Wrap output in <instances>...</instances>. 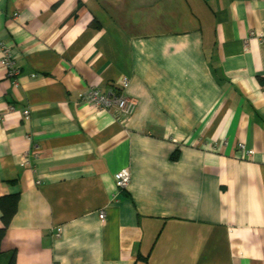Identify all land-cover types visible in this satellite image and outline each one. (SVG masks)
<instances>
[{"label":"crops","instance_id":"0c3cea01","mask_svg":"<svg viewBox=\"0 0 264 264\" xmlns=\"http://www.w3.org/2000/svg\"><path fill=\"white\" fill-rule=\"evenodd\" d=\"M8 196L0 264H264V0H0Z\"/></svg>","mask_w":264,"mask_h":264},{"label":"built area","instance_id":"2783aa9c","mask_svg":"<svg viewBox=\"0 0 264 264\" xmlns=\"http://www.w3.org/2000/svg\"><path fill=\"white\" fill-rule=\"evenodd\" d=\"M12 53L9 50H5L3 65L8 69V73L12 77H17L19 71L14 66L12 61ZM123 91L128 88L129 80L123 78L121 80ZM83 100L93 105L100 111H110L113 108H117L119 112L124 116H132L136 110L137 102L134 99L129 98L124 92H117L113 88L107 93H102L98 89L90 88V90L83 96ZM29 112H25L24 115H28ZM239 150L246 157L252 156L253 151L246 148L244 144L239 145ZM113 180L116 189L125 191L131 184V170L129 168H123L113 174ZM102 224L106 222V212L101 210L98 215Z\"/></svg>","mask_w":264,"mask_h":264},{"label":"trees","instance_id":"16d2710c","mask_svg":"<svg viewBox=\"0 0 264 264\" xmlns=\"http://www.w3.org/2000/svg\"><path fill=\"white\" fill-rule=\"evenodd\" d=\"M18 196H8L0 198V210L2 212V221L5 228L0 229V257L1 253V243L6 236V229L14 217L17 209ZM8 264H15V259H12Z\"/></svg>","mask_w":264,"mask_h":264},{"label":"rangeland","instance_id":"374dc122","mask_svg":"<svg viewBox=\"0 0 264 264\" xmlns=\"http://www.w3.org/2000/svg\"><path fill=\"white\" fill-rule=\"evenodd\" d=\"M112 178H113V176H112ZM114 181V180H113Z\"/></svg>","mask_w":264,"mask_h":264}]
</instances>
